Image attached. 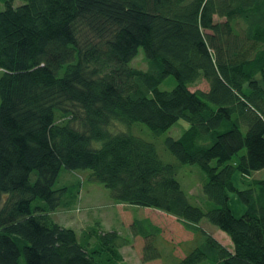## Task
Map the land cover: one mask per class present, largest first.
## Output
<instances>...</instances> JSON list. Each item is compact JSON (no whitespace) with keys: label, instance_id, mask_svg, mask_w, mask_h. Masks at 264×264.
<instances>
[{"label":"trees","instance_id":"16d2710c","mask_svg":"<svg viewBox=\"0 0 264 264\" xmlns=\"http://www.w3.org/2000/svg\"><path fill=\"white\" fill-rule=\"evenodd\" d=\"M184 165L205 175L207 208ZM262 169L264 0H0V264H119L135 240L144 263L264 264ZM69 177L147 217H122L124 233L59 225Z\"/></svg>","mask_w":264,"mask_h":264},{"label":"rangeland","instance_id":"374dc122","mask_svg":"<svg viewBox=\"0 0 264 264\" xmlns=\"http://www.w3.org/2000/svg\"><path fill=\"white\" fill-rule=\"evenodd\" d=\"M133 66H136L141 69L146 68V62L141 54L138 55V57L133 61ZM174 86V78L168 77L160 84L159 89L171 90ZM197 89L206 91L208 89V86L205 82H200L199 84L190 87L191 91ZM187 127L188 123L186 121L179 120L167 132L160 135L158 137V140L164 141V139L168 137L176 139L182 134V132ZM140 129L141 137L147 139V137L150 136V132L145 127H140ZM79 172L75 173L73 176L78 177L81 174ZM63 173L64 172H61V176L64 175ZM252 177L256 179L264 178V169L253 172ZM69 178L70 179L68 181L67 189L64 191L63 196L64 201L68 202L69 206L71 204L72 205L66 210L58 209L51 216L52 220L58 223L59 225L72 228L76 232H80L88 225H92L96 222H99L100 225L102 224V226L107 230L118 229L119 232L124 233L122 226V217H124L125 226L131 221L132 217H147V210L143 207L114 204L109 197L108 190L103 185L95 182H90L87 178L85 179V182L82 183L83 186H81V189H79L77 187V184L74 182L73 177ZM176 179L180 183L182 189L189 194L192 202L202 204L204 207L207 208V205L209 204L207 203V200L202 193V185L205 182L206 177L197 166H181L178 174L176 175ZM56 186L62 187L64 185L61 183H57ZM78 193L80 194L79 199ZM74 196L76 197V199H73ZM230 197V207L233 211V214L235 216H240L241 205L238 202V198L235 195H230ZM203 223L204 228L208 232L212 233L217 231L219 233L218 229L206 220H204ZM138 246V241L135 240V244L123 247L121 249L122 261L119 264H161L160 260L153 263H144L141 259V254ZM164 261L165 264H171L169 261Z\"/></svg>","mask_w":264,"mask_h":264},{"label":"crops","instance_id":"0c3cea01","mask_svg":"<svg viewBox=\"0 0 264 264\" xmlns=\"http://www.w3.org/2000/svg\"><path fill=\"white\" fill-rule=\"evenodd\" d=\"M262 179V178H261ZM242 209H241V206H240V211H241ZM220 243H222L223 245H225V246H227V247H229L230 248V243H229V240H228V238L224 235V234H222V233H218L217 231H215V232H212L211 233ZM226 241V242H225Z\"/></svg>","mask_w":264,"mask_h":264}]
</instances>
